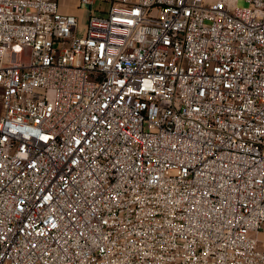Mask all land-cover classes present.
<instances>
[{
    "label": "built area",
    "instance_id": "built-area-1",
    "mask_svg": "<svg viewBox=\"0 0 264 264\" xmlns=\"http://www.w3.org/2000/svg\"><path fill=\"white\" fill-rule=\"evenodd\" d=\"M0 0V264H264V0Z\"/></svg>",
    "mask_w": 264,
    "mask_h": 264
},
{
    "label": "crops",
    "instance_id": "crops-1",
    "mask_svg": "<svg viewBox=\"0 0 264 264\" xmlns=\"http://www.w3.org/2000/svg\"><path fill=\"white\" fill-rule=\"evenodd\" d=\"M73 2L74 3L71 5H66L62 3L61 6L62 12L76 16L79 19L81 25L86 24L89 16L88 8L85 6H81L80 0H73ZM101 12L103 13V11ZM261 238L262 240H264V234L261 235Z\"/></svg>",
    "mask_w": 264,
    "mask_h": 264
},
{
    "label": "rangeland",
    "instance_id": "rangeland-1",
    "mask_svg": "<svg viewBox=\"0 0 264 264\" xmlns=\"http://www.w3.org/2000/svg\"><path fill=\"white\" fill-rule=\"evenodd\" d=\"M113 1H115V0H107L105 2L98 1L95 5V9L99 12L103 11V13H105L109 9L111 2H113ZM116 1H118V0H116ZM60 3L62 6V3L66 4V5H71L74 2H73V0H60ZM237 7L241 8V9L247 8V7H249V4L247 3L246 0H238Z\"/></svg>",
    "mask_w": 264,
    "mask_h": 264
}]
</instances>
